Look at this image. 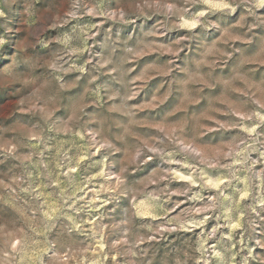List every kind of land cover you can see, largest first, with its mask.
I'll list each match as a JSON object with an SVG mask.
<instances>
[{
  "label": "clouds",
  "instance_id": "1",
  "mask_svg": "<svg viewBox=\"0 0 264 264\" xmlns=\"http://www.w3.org/2000/svg\"><path fill=\"white\" fill-rule=\"evenodd\" d=\"M0 264H264V0H0Z\"/></svg>",
  "mask_w": 264,
  "mask_h": 264
}]
</instances>
